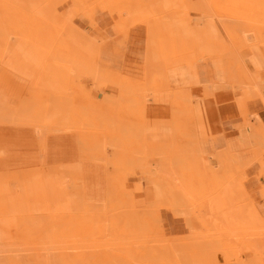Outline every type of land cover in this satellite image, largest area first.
<instances>
[{
	"label": "rangeland",
	"instance_id": "obj_1",
	"mask_svg": "<svg viewBox=\"0 0 264 264\" xmlns=\"http://www.w3.org/2000/svg\"><path fill=\"white\" fill-rule=\"evenodd\" d=\"M89 1L0 0V126L34 129L44 158L49 135H73L80 152L69 166L0 172V264H264V124L257 111L249 107L250 125L235 119V131L243 124L246 135L243 151L214 143L227 135L216 120L228 105L221 101L264 92V44H255L264 36V0ZM98 13L111 19L107 41ZM81 18L90 25L80 27ZM144 24L138 69L130 57L124 72L102 63L109 40L124 46ZM160 24L167 30L156 44L150 31ZM190 34H201L200 43ZM257 50L260 69L250 59ZM168 58L183 65L165 70ZM212 60L222 67L220 86ZM196 63L201 83L215 86L199 84ZM245 71L263 84L260 93L251 92ZM221 87L228 88L206 96ZM169 88L171 109L161 99ZM200 103L208 105L212 135L202 131ZM150 118L171 120V128L154 133ZM137 178L155 181L156 200L141 203ZM165 211L177 230L169 232Z\"/></svg>",
	"mask_w": 264,
	"mask_h": 264
},
{
	"label": "crops",
	"instance_id": "obj_2",
	"mask_svg": "<svg viewBox=\"0 0 264 264\" xmlns=\"http://www.w3.org/2000/svg\"><path fill=\"white\" fill-rule=\"evenodd\" d=\"M101 1H89L90 6L94 7L95 5L99 4ZM103 3L106 1H102ZM106 6V3H105ZM107 7V6H106ZM87 16L89 15L88 12H86ZM96 18L100 20V29L103 30L106 33L100 34V36L106 41L108 37V27L111 25V19L109 17H104L102 13H98L96 15ZM94 19V18H93ZM77 22L80 27H88L90 25V21L86 18L77 19ZM154 28H156V31H154ZM206 29L214 30L212 25H207ZM166 29L165 24H160L158 27L156 25H153L151 27V36L154 42L158 41V38L160 35H164ZM202 34V33H201ZM201 34L198 35V38L196 36H193L198 43L201 41ZM186 37L183 39V45L186 43ZM151 39V41H152ZM146 40H147V29L143 26H137L133 28L129 33V38L127 43L123 46L119 44V41L111 42V40L108 41V43L105 41L103 45H106L103 47L101 53L103 55L102 63L105 64L108 67H112L113 69H116L120 72H124L126 65L128 64V57L132 60L131 67L132 69H138V64L142 62L143 56L146 50ZM219 40V39H218ZM168 40L165 42V46ZM101 46V47H102ZM168 46V45H167ZM264 47V45H262ZM166 50V49H165ZM163 50V51H165ZM162 51V52H163ZM161 52V53H162ZM253 56L254 59H251V62L260 69L261 67V61L262 56H259L258 50L256 51ZM156 56V52H153ZM190 53V52H189ZM218 53V52H217ZM213 52V55L216 57H219V53L217 54ZM213 61V60H212ZM184 61H181L178 58H168L164 62L165 70H167L169 67L177 66V65H183ZM206 62V61H203ZM215 66V71L217 73V77L219 78L218 72L222 71V67H220L216 61H213ZM185 65V64H184ZM187 66V65H186ZM189 69V67L187 66ZM195 69L197 72V78L198 82L201 86H215L214 84H202L200 80V70L198 68V64L196 63ZM250 69V67H249ZM206 70H203L205 72ZM210 73V72H209ZM214 76V75H213ZM256 81L257 77L254 75ZM212 78V75H211ZM219 82L216 84V86H220L223 81H225L224 78H219ZM169 84V81H168ZM191 85V83H190ZM170 87V84H169ZM229 87V85H228ZM228 87H221L214 90V92L211 95L206 96H213L217 91L223 90ZM232 88V87H231ZM169 92H165V96L162 95L161 99L163 98V102L169 106L171 109V101H172V95L170 92H173L170 90ZM108 94L111 96H116L113 91V89H108ZM106 93V92H105ZM160 94V93H159ZM159 94H156L155 96H159ZM237 101L234 102V104H229V100H223V102H227L228 105L221 106V114L222 116H227V119H224L223 117L219 116L216 113V120H221L222 126L225 128L226 137L224 138H214V143L216 146H222L234 150H240L243 151V147L246 146V135L243 129L240 127L243 124L250 125L252 120H250L249 116V107L251 111H257L256 114L259 115L261 118L263 124H264V93L262 95H259L258 98H249L247 95H236ZM262 96V97H261ZM98 97H103V94ZM205 97V96H204ZM260 99L261 104L259 106L256 104V102L251 103L249 105L250 101ZM220 101L216 98L215 102H211V109H218V104ZM254 109V110H253ZM199 113L201 112L202 118L206 121V124L203 125V132L206 135H212L213 131L211 128V125L209 123V115H208V105L206 103H200L199 104ZM255 114V115H256ZM242 117L244 118V123L238 128V132L235 131V119ZM171 118V115H170ZM164 120V119H163ZM227 120V123L224 126V121ZM250 120V121H249ZM255 124V123H254ZM166 126H170L171 128V120L169 121V125H167L166 122L161 121L160 119L153 120L151 122L150 118V124H148V127L150 131H153L154 133H165ZM254 126V125H253ZM244 143V144H243ZM46 157L41 156V148H40V142L39 137L34 129L31 128H24V127H13V126H0V149L6 150V155L2 158H0V172H13L17 170H26V169H33V168H45L49 170V167L54 166H69L73 164H77L80 160V152L78 147V141L73 135H49L46 137ZM202 148L206 153L209 151V146L202 144ZM245 149V148H244ZM239 153V152H237ZM244 154H246L244 152ZM104 174H106V169L104 168ZM95 176L94 174H91ZM92 180H98L97 177L92 178ZM134 183V190H135V196H137L138 199H140L141 203H147L149 201L156 200V190L152 187V185L155 186V181H153V184L151 185L148 183L147 179L145 178H137L133 179ZM105 190V189H104ZM99 193V194H98ZM90 196H98L99 198L105 197L106 191L103 192H97V191H90ZM163 219L166 222L169 232L171 230H177L178 226L176 224V221H174L170 213L164 212Z\"/></svg>",
	"mask_w": 264,
	"mask_h": 264
},
{
	"label": "bare ground",
	"instance_id": "obj_3",
	"mask_svg": "<svg viewBox=\"0 0 264 264\" xmlns=\"http://www.w3.org/2000/svg\"><path fill=\"white\" fill-rule=\"evenodd\" d=\"M194 5V4H193ZM196 6V5H195ZM200 6V5H199ZM210 8V7H209ZM14 9V8H13ZM207 10H208V8H206ZM11 10H12V8H11ZM13 11V10H12ZM209 11V10H208ZM15 13V12H14ZM19 13H21V12H19ZM8 14V13H7ZM12 14V13H11ZM24 14H26V13H24ZM14 15H16V14H14ZM9 17H10V15H8ZM30 17V16H29ZM37 17V16H36ZM208 17V16H207ZM12 19H13V17H12ZM40 18L39 17H37V20H38V22L36 21V19H35V21L37 22H35L37 25H34L35 23H33V25H34V28L35 27H37V28H39L40 26V24H39V20ZM210 21V20H209ZM210 22H212V21H210ZM143 26V25H142ZM146 25L144 24V26L143 27H145ZM30 27H33V26H30ZM147 30H149V27L147 28ZM127 33H128V31H127ZM252 38V37H251ZM125 39H127V38H125ZM255 39L257 40L256 41V43L255 44H257V45H259V44H264V36H260V37H255ZM128 41V40H127ZM254 40H252V42H253ZM251 42V41H250ZM253 44V43H252ZM228 55V54H227ZM230 55V54H229ZM234 55V54H233ZM202 56V55H201ZM237 57V56H236ZM211 58V57H210ZM234 58V57H233ZM150 59V58H149ZM148 59V60H149ZM230 59V58H229ZM237 60V59H236ZM149 61H151V59L149 60ZM161 62H164V61H161ZM160 62V63H161ZM227 62V61H226ZM149 63V62H148ZM160 65V64H159ZM227 65V64H226ZM161 66V65H160ZM225 66V65H224ZM228 66V65H227ZM163 69H165V67H164V64H163V67H162ZM228 69V67L226 68V70ZM230 69V68H229ZM228 71V70H227ZM246 72V74H247V77L249 78V80L251 81L250 83H251V85H252V88H251V92L254 94V95H256V93H260V88H261V86H259L258 87V85L259 84H261V83H256L255 82V80H254V77H252V75H250V74H248L247 73V71H245ZM261 85H263V84H261ZM264 88V87H263ZM261 91H263L262 89H261ZM264 93V92H263ZM252 94V95H253ZM262 95V94H261ZM262 97V96H261ZM52 132V131H51ZM82 185V184H81ZM259 211V210H258ZM222 215V214H221ZM194 216H195V214H194ZM197 216V215H196ZM224 217V216H223ZM202 224H203V222H202ZM223 227V226H222ZM192 231V230H191ZM240 231V230H239ZM195 232V231H194ZM231 232H232V230H231ZM241 232H243V231H241ZM194 235V234H193ZM239 239V238H238ZM236 240V239H235ZM233 241V240H232ZM100 243V242H99ZM258 243V242H257ZM82 244V243H81ZM223 244V243H222ZM251 244V243H250ZM254 245V244H253ZM92 246V245H91ZM254 247H256V246H253V248ZM137 249V248H136ZM231 249V248H230ZM261 249V248H260ZM105 250V249H104ZM84 252V251H83ZM176 252V251H175ZM85 253V252H84ZM172 255V254H171ZM175 256V255H174ZM226 258V257H225ZM179 259V258H178ZM112 262V261H111ZM230 262V261H229Z\"/></svg>",
	"mask_w": 264,
	"mask_h": 264
}]
</instances>
